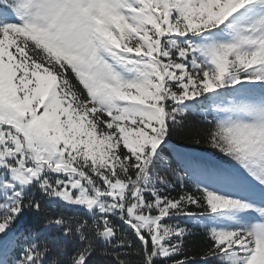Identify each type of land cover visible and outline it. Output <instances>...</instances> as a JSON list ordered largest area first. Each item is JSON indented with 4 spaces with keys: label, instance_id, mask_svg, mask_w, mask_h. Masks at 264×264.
<instances>
[{
    "label": "snow or ice",
    "instance_id": "6c2138e0",
    "mask_svg": "<svg viewBox=\"0 0 264 264\" xmlns=\"http://www.w3.org/2000/svg\"><path fill=\"white\" fill-rule=\"evenodd\" d=\"M0 264H264V0H0Z\"/></svg>",
    "mask_w": 264,
    "mask_h": 264
},
{
    "label": "trees",
    "instance_id": "16d2710c",
    "mask_svg": "<svg viewBox=\"0 0 264 264\" xmlns=\"http://www.w3.org/2000/svg\"><path fill=\"white\" fill-rule=\"evenodd\" d=\"M189 119L191 121L194 118L190 117ZM196 150L199 151L201 154H204V155L211 154V150L210 149H206L204 147H198ZM200 242L201 241H200V239L198 237L197 238H193V239H190L189 245H190V247L196 248V247L199 246Z\"/></svg>",
    "mask_w": 264,
    "mask_h": 264
}]
</instances>
